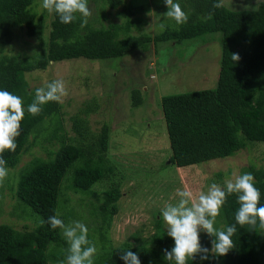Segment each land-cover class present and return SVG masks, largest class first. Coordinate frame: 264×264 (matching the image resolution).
<instances>
[{"label":"trees","instance_id":"obj_1","mask_svg":"<svg viewBox=\"0 0 264 264\" xmlns=\"http://www.w3.org/2000/svg\"><path fill=\"white\" fill-rule=\"evenodd\" d=\"M34 1L0 0V51L10 40L14 29H25L29 37L42 34L44 16L37 17L33 11ZM92 1L95 4L99 1L98 7L101 9L120 8L119 14L126 21L107 26L101 24L99 27L89 22L81 28L79 20L66 25L52 13L44 52L29 60L0 57V90L20 96L25 108L16 150L3 154L7 169L15 167L21 154L30 148L29 137L33 136L36 140L42 134L38 129L42 122L54 125L46 140L57 138L62 129L58 102L42 105V111L35 116L26 111L34 99L24 77L26 73L45 71L49 63L71 59H116L136 49L147 51L149 43L180 42L211 33L221 35L216 87L161 98L171 150L168 162L176 167H186L233 156L246 147V141L264 144V0L255 9L239 11L229 10L225 6L215 9L212 5L217 0H182L181 8L188 15V22L174 30L166 29L153 38L130 34L131 25L139 23L140 18H129L137 10H145L146 5L135 7L130 1L124 3L123 0ZM101 18L105 19V16L102 14ZM232 54H238L239 61H233ZM131 102L133 107L142 104L143 98L138 90L132 92ZM95 107L89 105L86 110H94ZM73 122L77 133L81 135L80 129L84 124L77 118ZM108 145L109 128L104 125L96 142L87 145L89 151L85 152L82 146L67 144L55 153L53 159H35L32 162L18 180L15 197L39 215L42 224L34 230H16L0 225V264H51L66 260L68 253L62 251L57 255L53 252L66 247V240L62 238L61 230L52 229L47 221L50 216L57 215L58 195L64 176L83 157L89 160L74 168L71 188L75 192L91 195L100 202L97 207L102 229L100 240L109 248V252L101 255L96 264H124L120 257L127 250L137 254L141 264H160L159 261L164 258L163 250H171L169 243L174 242L161 229L160 236L154 235L146 243L138 245L125 241L122 245L112 247L106 237L112 217L118 212L117 202L122 193L119 185L113 183L102 193L93 192L91 187L113 173L115 167L106 157ZM96 153L94 161L91 156ZM247 173L253 174L255 186L261 193L260 204L264 205V168L249 167ZM238 208L237 195H228L217 217L222 224L218 230H225L232 225L237 228L232 238L235 246L229 253L226 256L210 255V260L206 262L195 259L189 264H264V234L236 224ZM213 239L215 237L208 235L204 242L212 246ZM160 246L164 248L159 250Z\"/></svg>","mask_w":264,"mask_h":264},{"label":"rangeland","instance_id":"obj_2","mask_svg":"<svg viewBox=\"0 0 264 264\" xmlns=\"http://www.w3.org/2000/svg\"><path fill=\"white\" fill-rule=\"evenodd\" d=\"M123 1H130L135 7L146 5L145 10H137L129 18H140L139 23L131 25L130 34L133 36L146 35L153 38L166 29L174 30L179 27L163 15L168 11L164 0ZM181 1L177 0L180 6ZM261 1L263 0H223V6L233 11L249 10L255 9ZM98 3L88 0L92 12L89 22L95 27L101 24H123L126 21L119 14L120 8L101 9ZM33 11L37 17L44 16L42 34L29 37L25 29H14L10 40L1 49L0 57L29 60L46 50L52 13L43 9L42 0L34 1ZM102 14L105 19L101 18ZM162 22L167 24L164 30L160 29ZM220 38V33H211L180 42L168 41L156 45L149 43L147 51L136 49L116 59H71L49 63L45 71L26 73L24 77L33 96L37 88L45 87L53 80H63L68 94L59 102L62 129L57 138L46 140L54 125L42 122L38 126L42 134L36 140L30 136V148L21 154L15 167L8 168V175L0 185V225L16 230H34L42 224L41 217L15 197L20 176L35 159L51 160L64 145L82 146L85 152L89 151L87 145L96 142L104 125L109 128L106 157L115 168L111 175L95 183L91 190L102 193L112 183L120 187L122 196L117 202L118 212L112 217L106 236L112 247L122 245L125 241L131 245L143 244L154 235L160 236L162 231L168 236L161 210L166 204L178 201L177 189L186 187L194 196H198L201 192H206L212 183L223 186L225 178H231L233 173H247L249 167L264 168V144L251 141H246L244 149L226 158L186 167H176L168 162L171 150L161 98L216 87L221 57ZM134 90H138L143 98L138 107L131 104ZM89 105L96 107L87 111L86 107ZM75 118L84 124L80 129L81 135L75 129ZM96 157L97 153L91 156L94 161ZM80 159L68 169L61 182L57 214L66 225L72 221H80L88 227L89 239L97 248L94 257L96 264L101 255L109 252V248L100 240L102 229L97 208L100 202L91 195L75 192L71 188L74 168L89 160L85 157ZM215 227L220 228L222 224L217 220ZM61 236L66 240L62 232ZM204 238H208V234L201 230L202 246L211 249L212 246L206 244ZM169 245V249H172L174 242ZM163 248L158 247L159 250ZM67 249L68 244L53 252L60 255L62 251L67 253ZM196 259L206 262L210 260V256L204 261L199 256ZM159 262L165 264L168 261L162 258Z\"/></svg>","mask_w":264,"mask_h":264},{"label":"clouds","instance_id":"obj_3","mask_svg":"<svg viewBox=\"0 0 264 264\" xmlns=\"http://www.w3.org/2000/svg\"><path fill=\"white\" fill-rule=\"evenodd\" d=\"M168 11L163 15L177 25L188 22V15L182 10L177 0H164ZM213 8L223 7V0H217ZM43 9L55 13L60 22L66 25L80 21V27L88 25L92 15L88 0H42ZM152 14V13H150ZM167 27L166 22L160 24V29ZM233 61H239L238 54H232ZM66 84L63 80H53L45 87L35 90V96L26 111L33 116L42 111V105L48 102H62L67 96ZM25 117L22 98L7 90H0V185L8 175L6 161L3 154L14 152L16 139L21 135V125ZM252 173H233L231 178H225L223 186L212 183L206 192L194 196L188 188L177 189L179 197L176 203H168L161 210V217L167 229V235L174 240L171 250L164 249V258L169 264H189L199 256L200 260H208L210 255L226 256L235 246L233 236L237 233L235 225L225 230L215 227L217 217L226 201V197L236 194L239 208L235 214V221L240 227L247 226L250 231L264 234V205L260 204L261 193L255 186ZM47 223L52 229H60L68 244L66 261L62 264H94L97 248L89 239L88 227L80 221L65 224L59 215L48 218ZM203 230L210 237L211 249L203 247L200 232ZM124 264H141L137 254L127 250L120 257Z\"/></svg>","mask_w":264,"mask_h":264}]
</instances>
